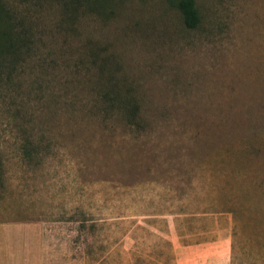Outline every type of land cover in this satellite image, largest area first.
I'll return each instance as SVG.
<instances>
[{
  "label": "rangeland",
  "instance_id": "obj_1",
  "mask_svg": "<svg viewBox=\"0 0 264 264\" xmlns=\"http://www.w3.org/2000/svg\"><path fill=\"white\" fill-rule=\"evenodd\" d=\"M195 5L0 0V264H264V0Z\"/></svg>",
  "mask_w": 264,
  "mask_h": 264
},
{
  "label": "trees",
  "instance_id": "obj_2",
  "mask_svg": "<svg viewBox=\"0 0 264 264\" xmlns=\"http://www.w3.org/2000/svg\"><path fill=\"white\" fill-rule=\"evenodd\" d=\"M61 2L64 11L68 12L71 19L78 16L79 13L87 12L90 10H95L100 8V11L104 12L109 8V0H58ZM171 7L177 8L182 16L183 22L186 26L193 28L196 27L199 22V13L195 5V0H166ZM2 17H5V11L2 8ZM8 32V31H6ZM0 30V39L4 37L7 33ZM111 100H115V97H109ZM119 100V98L117 99ZM127 101V100H126ZM124 101V103L129 104L124 110L126 118L133 119V122L137 126L141 124L136 119L137 108L129 101ZM128 106V105H127ZM233 248V245H232Z\"/></svg>",
  "mask_w": 264,
  "mask_h": 264
},
{
  "label": "crops",
  "instance_id": "obj_3",
  "mask_svg": "<svg viewBox=\"0 0 264 264\" xmlns=\"http://www.w3.org/2000/svg\"><path fill=\"white\" fill-rule=\"evenodd\" d=\"M35 229V230H33ZM26 230L30 231V232H25L23 230H21L20 232H24L21 233L20 236L15 235L14 239H17L18 242H21L20 240H24L25 245L22 243L21 246H19V253L16 255L17 257H15V264H37V262H32V257L30 255L31 253V248H32V239L37 240L38 239V235L36 238H33L32 236H30L31 234H33L36 231V228H26ZM31 233V234H30ZM19 234V232H18ZM32 237V238H30ZM8 243L10 244V240H8ZM25 247V249H24ZM45 247V245H44ZM9 248V246H8ZM176 248V252L178 254V260H177V264H186L185 260L187 257V253L188 251L193 250V247H186V246H175ZM6 249V247H5ZM28 249H30V251H27ZM197 253L196 255H194L193 261L196 264H226L228 262V257H227V252H226V257L224 255H222L220 252H216V251H202L204 250V248H196ZM0 250H1V254L0 256L2 257V231L0 233ZM227 251V248H226ZM8 253V251L6 252ZM226 259V260H225ZM13 260V261H14Z\"/></svg>",
  "mask_w": 264,
  "mask_h": 264
}]
</instances>
